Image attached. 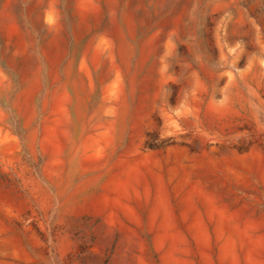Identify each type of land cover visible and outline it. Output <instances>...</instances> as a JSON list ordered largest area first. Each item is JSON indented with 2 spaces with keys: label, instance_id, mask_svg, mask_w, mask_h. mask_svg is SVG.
Segmentation results:
<instances>
[{
  "label": "rangeland",
  "instance_id": "1",
  "mask_svg": "<svg viewBox=\"0 0 264 264\" xmlns=\"http://www.w3.org/2000/svg\"><path fill=\"white\" fill-rule=\"evenodd\" d=\"M0 264H264V0H0Z\"/></svg>",
  "mask_w": 264,
  "mask_h": 264
}]
</instances>
